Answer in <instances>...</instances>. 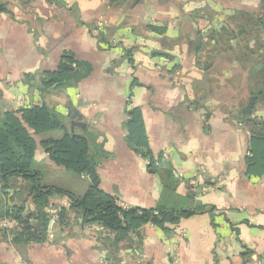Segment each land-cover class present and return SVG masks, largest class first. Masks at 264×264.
Here are the masks:
<instances>
[{
    "label": "crops",
    "instance_id": "crops-1",
    "mask_svg": "<svg viewBox=\"0 0 264 264\" xmlns=\"http://www.w3.org/2000/svg\"><path fill=\"white\" fill-rule=\"evenodd\" d=\"M259 8V0H0V116L45 102L67 127L62 135L53 130L58 137L35 136L47 183L75 194L87 187L88 175L74 178L40 146L69 133L71 106L83 124L73 132L88 139L100 186L121 206L194 211L165 230L147 223L115 242L114 233L71 213L60 226L56 210L68 200L53 196L45 241L15 244L0 232V264H244L250 257L264 264V173L246 174L249 131L233 118L248 95L247 70L225 51L213 53L205 71L195 65L204 33L227 26L236 11ZM65 52L90 72L43 94L41 76ZM29 77L31 86L23 82ZM132 108L141 112L151 154L161 155L155 171L126 142ZM254 115L264 119V108ZM21 184H0L3 211L33 210ZM4 218L6 228H18Z\"/></svg>",
    "mask_w": 264,
    "mask_h": 264
},
{
    "label": "trees",
    "instance_id": "trees-1",
    "mask_svg": "<svg viewBox=\"0 0 264 264\" xmlns=\"http://www.w3.org/2000/svg\"><path fill=\"white\" fill-rule=\"evenodd\" d=\"M259 3L258 11H236L229 16L227 26L210 29L208 43L197 50L205 51V54H196L195 61V65L205 71L213 58L211 55L225 51L226 56L237 62L243 70H247L248 95L235 110L233 118L246 125L249 131L245 172L255 177L264 173V119L254 115L257 107L264 108V0H259ZM89 72L88 63L65 52L54 70L43 73L39 90L44 94L52 85L67 86L72 81L81 80ZM30 78H25L23 82L31 86ZM127 115L126 142L155 171L162 158L161 155L155 158L151 154L139 108L130 109ZM62 123L61 114L45 102L42 105L11 110L0 116V182L3 187H7L12 179H21V195L24 193L31 197L34 205L33 210L22 215V206H15L10 212L3 211L0 203V217L5 215L18 224L16 229L0 227L1 233L10 232L12 242L45 241L51 216L48 208L53 196L68 200L67 207L61 206L56 210L60 226H67V215L71 213L74 219H80L81 224L98 223L106 231L114 233L115 242L127 239L147 223L165 230L166 224H175L194 213L191 209L121 206L117 196L101 188L88 139L78 134L66 133L61 138H44L40 141V146L56 165L78 176L88 175L84 192L75 194L63 185L44 182L40 171L30 170L37 147L35 136L58 129Z\"/></svg>",
    "mask_w": 264,
    "mask_h": 264
},
{
    "label": "rangeland",
    "instance_id": "rangeland-1",
    "mask_svg": "<svg viewBox=\"0 0 264 264\" xmlns=\"http://www.w3.org/2000/svg\"><path fill=\"white\" fill-rule=\"evenodd\" d=\"M56 130V129H55ZM59 130V133L58 135H62V133H65L63 129H58ZM56 133H54L53 130L51 131H48V132H45L44 135H51L52 137H58L57 135H55ZM47 168V165L43 162V161H38L36 159V157H34L32 163H31V166H30V170L31 171H42V175H43V181L47 183V180L49 179V172H48V169ZM45 169V170H44ZM70 175H72L74 178L75 177H78V174L72 172V171H67ZM81 183H83L82 181H80ZM88 182V180L86 181Z\"/></svg>",
    "mask_w": 264,
    "mask_h": 264
},
{
    "label": "water",
    "instance_id": "water-1",
    "mask_svg": "<svg viewBox=\"0 0 264 264\" xmlns=\"http://www.w3.org/2000/svg\"><path fill=\"white\" fill-rule=\"evenodd\" d=\"M219 27H220V25L215 26L214 29H219ZM209 33H210V31L204 33L202 36L207 37V36L209 35ZM200 37H201V36L197 37V41H199V38H200ZM49 91H51V89H49ZM54 91H55V90H54ZM32 106H33V105H32V100H31L30 107H32ZM68 109H69V111H70V115H69V117H70L69 133H70L71 135H74V132H73V131H74V128H75V127H79L80 125H83V124H80L78 121L75 120L76 115H75V111H74V109H73L71 106H69ZM60 128H62V129L64 130V132L67 131V127H66V125L63 124V123L60 125Z\"/></svg>",
    "mask_w": 264,
    "mask_h": 264
},
{
    "label": "built area",
    "instance_id": "built-area-1",
    "mask_svg": "<svg viewBox=\"0 0 264 264\" xmlns=\"http://www.w3.org/2000/svg\"><path fill=\"white\" fill-rule=\"evenodd\" d=\"M82 177H84V175H82ZM7 224H8V220L6 218H4L0 221V227L1 228H6ZM244 264H260V263L257 262V260L255 258L250 257V258H247L244 260Z\"/></svg>",
    "mask_w": 264,
    "mask_h": 264
},
{
    "label": "flooded vegetation",
    "instance_id": "flooded-vegetation-1",
    "mask_svg": "<svg viewBox=\"0 0 264 264\" xmlns=\"http://www.w3.org/2000/svg\"><path fill=\"white\" fill-rule=\"evenodd\" d=\"M0 184L2 185V183L0 182ZM1 187H3V186H1Z\"/></svg>",
    "mask_w": 264,
    "mask_h": 264
}]
</instances>
